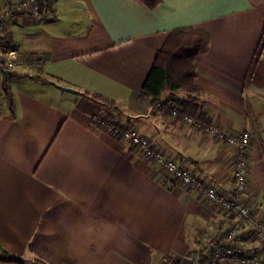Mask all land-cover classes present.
I'll return each instance as SVG.
<instances>
[{"label":"crops","instance_id":"crops-1","mask_svg":"<svg viewBox=\"0 0 264 264\" xmlns=\"http://www.w3.org/2000/svg\"><path fill=\"white\" fill-rule=\"evenodd\" d=\"M19 1L0 0V11ZM189 26L210 40L194 62L198 111L228 136L250 134L237 199L264 218V49L246 83L264 0H163L153 11L136 0H44L40 17L17 19L0 44L42 57L4 79L14 117L0 91V245L20 264H188L198 234L232 222L105 129H135L204 185L232 187L235 150L171 115L182 92L155 106L139 95L169 32Z\"/></svg>","mask_w":264,"mask_h":264},{"label":"built area","instance_id":"built-area-1","mask_svg":"<svg viewBox=\"0 0 264 264\" xmlns=\"http://www.w3.org/2000/svg\"><path fill=\"white\" fill-rule=\"evenodd\" d=\"M44 6V0H21L16 5L0 11V39L17 19L37 20ZM42 57L25 56L15 50L0 53V87L9 73L21 67L32 69L40 64ZM1 91V89H0ZM180 106H172L171 115L179 116ZM186 124L193 125L208 137L222 139L235 150L232 163L234 181L230 189L213 188L204 185L198 175L178 167L154 149L148 139L135 129L123 131L125 141L140 151L142 158L164 172L165 176L176 178L186 189H196L204 200L227 213L232 220L229 226L219 228L215 233L197 235L198 249L191 254L188 264H264V218L254 214L252 207L241 204L237 196L248 188L250 134L242 131L235 136L224 133L220 124L204 123L184 115ZM264 195V193H263ZM256 199V198H254ZM168 264H182L170 259Z\"/></svg>","mask_w":264,"mask_h":264},{"label":"trees","instance_id":"trees-1","mask_svg":"<svg viewBox=\"0 0 264 264\" xmlns=\"http://www.w3.org/2000/svg\"><path fill=\"white\" fill-rule=\"evenodd\" d=\"M143 5L149 11H153L160 5L163 0H136ZM3 39H0V44ZM208 35L199 28L196 27H181L173 29L169 32L165 42L161 48L157 51L154 58L151 69L149 70L147 77L140 90V98L150 99L151 106L158 104L159 98L166 92H182L183 98L179 99L182 111L179 116L184 115L191 116L200 119L204 123H209L203 120V116L198 111L199 102L198 97L200 95V88L195 83V58L198 55L203 54L209 47ZM264 49V30L258 44V47L254 53L251 63L248 67L246 74V83L251 78L254 67L258 62L260 55ZM22 76L39 82H50L39 77H33L23 74ZM54 83L60 84V80H55ZM3 94L5 105L12 117L15 115L14 101L11 90L6 86L5 80L2 81L0 87ZM82 94L90 98L96 103L115 107V103L100 94L90 93L83 91ZM106 130L112 133L116 138H120L123 131L127 128L113 127L108 125ZM174 181L179 182L178 179L172 178ZM0 263L2 264H20L21 261L12 253H9L0 245Z\"/></svg>","mask_w":264,"mask_h":264},{"label":"rangeland","instance_id":"rangeland-1","mask_svg":"<svg viewBox=\"0 0 264 264\" xmlns=\"http://www.w3.org/2000/svg\"><path fill=\"white\" fill-rule=\"evenodd\" d=\"M1 106V105H0Z\"/></svg>","mask_w":264,"mask_h":264},{"label":"water","instance_id":"water-1","mask_svg":"<svg viewBox=\"0 0 264 264\" xmlns=\"http://www.w3.org/2000/svg\"><path fill=\"white\" fill-rule=\"evenodd\" d=\"M68 90V89H67Z\"/></svg>","mask_w":264,"mask_h":264}]
</instances>
